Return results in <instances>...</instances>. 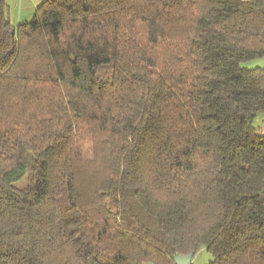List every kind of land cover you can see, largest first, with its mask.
Masks as SVG:
<instances>
[{
    "label": "trees",
    "instance_id": "obj_1",
    "mask_svg": "<svg viewBox=\"0 0 264 264\" xmlns=\"http://www.w3.org/2000/svg\"><path fill=\"white\" fill-rule=\"evenodd\" d=\"M263 57L264 0H0V264H264Z\"/></svg>",
    "mask_w": 264,
    "mask_h": 264
},
{
    "label": "rangeland",
    "instance_id": "obj_2",
    "mask_svg": "<svg viewBox=\"0 0 264 264\" xmlns=\"http://www.w3.org/2000/svg\"><path fill=\"white\" fill-rule=\"evenodd\" d=\"M7 4L9 20L12 25L18 26L20 23L30 22L33 19L37 8L41 4V0H7ZM243 67L247 69L264 68V57L247 62ZM263 120L264 114H259L255 121V127L261 130V132H264ZM22 184H18L17 186H21ZM212 261L213 257L211 254L203 249L195 256L192 264H210Z\"/></svg>",
    "mask_w": 264,
    "mask_h": 264
},
{
    "label": "water",
    "instance_id": "obj_3",
    "mask_svg": "<svg viewBox=\"0 0 264 264\" xmlns=\"http://www.w3.org/2000/svg\"><path fill=\"white\" fill-rule=\"evenodd\" d=\"M195 256L190 254L188 256H178L174 259L175 264H192Z\"/></svg>",
    "mask_w": 264,
    "mask_h": 264
}]
</instances>
